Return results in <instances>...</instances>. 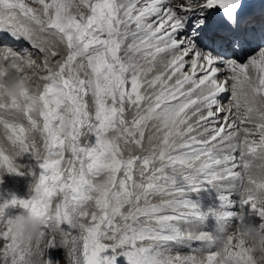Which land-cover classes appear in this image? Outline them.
<instances>
[{
	"label": "snow or ice",
	"instance_id": "snow-or-ice-1",
	"mask_svg": "<svg viewBox=\"0 0 264 264\" xmlns=\"http://www.w3.org/2000/svg\"><path fill=\"white\" fill-rule=\"evenodd\" d=\"M29 153L0 264H264V0H0V183Z\"/></svg>",
	"mask_w": 264,
	"mask_h": 264
},
{
	"label": "rangeland",
	"instance_id": "rangeland-1",
	"mask_svg": "<svg viewBox=\"0 0 264 264\" xmlns=\"http://www.w3.org/2000/svg\"><path fill=\"white\" fill-rule=\"evenodd\" d=\"M17 162L22 166L19 173L6 172L3 175V183H0V204L11 200L13 197L17 199H30L32 185L38 181L39 176L44 171L40 167L41 161L36 160L30 153L19 158ZM192 198L200 202L205 209L215 207L219 204L217 194L210 187L203 189L199 195L193 194ZM233 199H235V196H233ZM238 199L239 198L237 197V200ZM19 214L26 215L27 210L22 209L19 206L7 209V215L12 218H15V216ZM199 245L200 244L194 243L191 247L177 246L173 251L182 255L193 254L194 252L206 254V247L200 249ZM48 255L52 259L59 260L60 264H70L66 255V250L50 249Z\"/></svg>",
	"mask_w": 264,
	"mask_h": 264
},
{
	"label": "clouds",
	"instance_id": "clouds-1",
	"mask_svg": "<svg viewBox=\"0 0 264 264\" xmlns=\"http://www.w3.org/2000/svg\"><path fill=\"white\" fill-rule=\"evenodd\" d=\"M264 204V200L258 202ZM41 221L29 215L19 214L16 216L14 223L12 224V230L14 235L23 242L36 241L40 238ZM237 233L241 234L246 240L248 247L258 249L261 254H264V233L258 232L254 227H242L237 229Z\"/></svg>",
	"mask_w": 264,
	"mask_h": 264
},
{
	"label": "bare ground",
	"instance_id": "bare-ground-1",
	"mask_svg": "<svg viewBox=\"0 0 264 264\" xmlns=\"http://www.w3.org/2000/svg\"><path fill=\"white\" fill-rule=\"evenodd\" d=\"M25 46H23V47H26L27 45L26 44H24ZM187 70V67H186V69H185V71ZM187 71H190V69H188ZM220 100H228V102H229V100H230V93L229 94H222L221 96H220ZM212 223H215V221H212ZM199 247H200V249L201 248H204V247H206V250H207V246H202V245H199ZM203 250V249H202ZM205 250V251H206Z\"/></svg>",
	"mask_w": 264,
	"mask_h": 264
}]
</instances>
